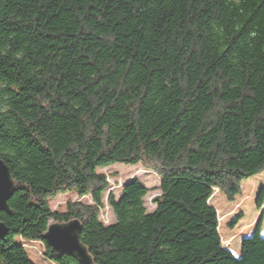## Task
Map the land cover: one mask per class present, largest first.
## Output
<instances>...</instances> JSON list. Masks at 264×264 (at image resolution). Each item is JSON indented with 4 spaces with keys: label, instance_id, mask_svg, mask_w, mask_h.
<instances>
[{
    "label": "trees",
    "instance_id": "obj_1",
    "mask_svg": "<svg viewBox=\"0 0 264 264\" xmlns=\"http://www.w3.org/2000/svg\"><path fill=\"white\" fill-rule=\"evenodd\" d=\"M0 160V264H34L31 243L79 264L43 239L71 219L95 264H264L260 225L235 256L209 204L264 170V0H0ZM114 163L157 175L151 210L137 178L109 190Z\"/></svg>",
    "mask_w": 264,
    "mask_h": 264
},
{
    "label": "rangeland",
    "instance_id": "obj_2",
    "mask_svg": "<svg viewBox=\"0 0 264 264\" xmlns=\"http://www.w3.org/2000/svg\"><path fill=\"white\" fill-rule=\"evenodd\" d=\"M100 172L108 176L110 184L109 190L117 194L121 185L128 179L137 178L148 188V194L145 198V205L148 210L153 208L152 199L159 194V179L157 175L144 169L141 165H128L123 163H114L106 168L100 169ZM264 189V170L259 174L250 177L240 184V194L235 196L234 200L228 202L225 196L217 189L213 190L209 199L217 213L218 232L221 244L237 256L240 252V241L242 238L250 236L256 226L259 224V234L264 236V199L262 205L256 206L258 194ZM78 196L74 191H64L51 197L48 201L50 208L55 210L64 209L68 200H76ZM90 202L88 197L81 198ZM241 215L240 220L233 228H228V223L237 215ZM100 218L104 223L114 221V216L107 206L104 199V207L100 210ZM18 241V238L16 239ZM228 243V244H227ZM28 247V246H27ZM29 259L34 264H53L42 255V247L38 243H31L27 248Z\"/></svg>",
    "mask_w": 264,
    "mask_h": 264
},
{
    "label": "water",
    "instance_id": "obj_3",
    "mask_svg": "<svg viewBox=\"0 0 264 264\" xmlns=\"http://www.w3.org/2000/svg\"><path fill=\"white\" fill-rule=\"evenodd\" d=\"M14 190V182L8 167L0 160V211H9L8 200ZM82 225L77 219L67 222H50L43 234L52 252L58 255H69L79 264H95L86 246L81 242ZM7 233V228L0 223V238Z\"/></svg>",
    "mask_w": 264,
    "mask_h": 264
},
{
    "label": "crops",
    "instance_id": "obj_4",
    "mask_svg": "<svg viewBox=\"0 0 264 264\" xmlns=\"http://www.w3.org/2000/svg\"><path fill=\"white\" fill-rule=\"evenodd\" d=\"M235 255V254H234Z\"/></svg>",
    "mask_w": 264,
    "mask_h": 264
}]
</instances>
